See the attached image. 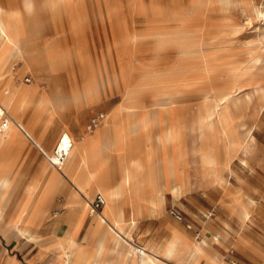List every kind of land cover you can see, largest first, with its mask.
Masks as SVG:
<instances>
[{
  "label": "rangeland",
  "instance_id": "rangeland-1",
  "mask_svg": "<svg viewBox=\"0 0 264 264\" xmlns=\"http://www.w3.org/2000/svg\"><path fill=\"white\" fill-rule=\"evenodd\" d=\"M51 1L32 0L30 13H25L22 0H0L9 9L5 16L13 34L12 24L20 21L19 12L29 14L33 25L28 29L39 33L35 37L38 42L28 46L31 55L12 61L11 83L25 88L22 84L36 81H101L116 88L114 99L126 96L148 104L172 101L181 116L182 156L177 141L173 151L177 171L180 165L185 169L186 188L173 195L170 206L192 220L195 229L169 215L168 204L159 218L137 220L130 228L133 241L152 248L166 239L173 224L193 241L205 239L206 251L217 255L223 264H231L226 256L230 248L238 264L258 262L251 253L254 248L260 254L264 251V0ZM0 14L2 18L3 11ZM21 26L26 30L24 23ZM22 61L27 70L22 69ZM5 68H0V78ZM36 71L45 75L38 76ZM27 74L29 82L24 80ZM7 88L5 102L24 113L28 105H16L18 97L11 86ZM28 93L37 97L34 91ZM226 93H231L226 100L233 103L228 108L230 129L239 139L248 140L253 150L248 157L240 148H229L231 161L221 169L218 182L208 164L217 163L206 159L213 157L209 152L214 148L218 160H224V138L217 133L201 138L198 117L209 106L220 108L223 102L216 96ZM0 105L7 108L2 101ZM38 107L45 113L42 105ZM127 108L131 113L137 110ZM50 121L45 119V125ZM57 139L44 146L48 153ZM248 199L253 201L248 216L242 218L237 206ZM211 210L214 215L207 216ZM48 211L44 223L52 220ZM170 243L176 259L181 251L183 259L189 256L191 247L179 245L173 238L160 247Z\"/></svg>",
  "mask_w": 264,
  "mask_h": 264
},
{
  "label": "crops",
  "instance_id": "crops-1",
  "mask_svg": "<svg viewBox=\"0 0 264 264\" xmlns=\"http://www.w3.org/2000/svg\"><path fill=\"white\" fill-rule=\"evenodd\" d=\"M3 6L7 12L9 9ZM12 26L19 38V48L14 56L9 58V62L5 61L8 58L6 55L0 63L2 68L7 62L0 78V91L3 88L5 95L9 93L7 86L18 90L19 83H11L12 61L14 58L21 59L25 55L29 57L31 53L28 51V46L38 42L35 37L39 34L33 29L23 30L20 22L13 23ZM22 69H26L23 61ZM37 75L44 76L45 73L39 72ZM22 85L36 92L38 97H48L53 116L45 125V113L41 108H35L33 105L27 106L24 113L8 110L5 107L0 110L1 117L7 112L19 124L11 122L5 129H0V174H8L16 187L3 212L4 220L0 222V264L130 262L123 258V253L126 241H133L130 229L133 226L117 225L112 222L103 210L107 198L97 186L100 185V189H110L116 181H120V203L125 205L126 214L133 213L137 220L157 219L164 214L166 206L174 202L170 191L172 176L167 156L163 160L166 166L154 168L153 165L158 155L165 153L169 155L171 145L159 144V152L147 158L146 151L153 146V143L146 141L144 136L146 133L153 136L157 128L152 123L149 128L137 130L140 123L139 114H133L127 108L139 110L155 103L148 104L138 98L126 96L125 99H114L116 88L101 81L93 84L82 80L70 83L36 81ZM231 104L233 103L226 100L221 106L225 112L228 130L237 146L250 157L252 145L248 140L242 139L245 140L242 141L236 137L230 129L228 108ZM97 111H102L105 115L96 129L87 132L86 124L91 115ZM18 115H21V120ZM168 115L163 114L162 128ZM22 122L31 123L33 134ZM212 123L211 132L221 135L220 125L215 119ZM63 130L71 135L72 145L67 159L62 164L63 167L57 168L46 159L40 148L47 152L44 146L49 147L57 136L58 142ZM209 155L213 156L214 161L218 160L214 148ZM43 157L50 165H47ZM103 158L104 161L100 163ZM214 165H210L213 178L220 182L221 169L226 167ZM92 172H95L94 176ZM150 174L153 178L152 182L148 181ZM179 178L186 182L185 169L181 165ZM176 180L179 181L178 178ZM27 184L38 188L35 197H29L28 194L23 196L22 188ZM19 187L21 189L18 191ZM157 191L163 195V199L161 201L157 198L159 207L151 210L149 198L156 197ZM98 192L105 197L101 210L85 211L83 203L87 201L90 204ZM252 201L248 199L246 204L237 206L242 218L248 216V206ZM50 205H53L51 209H49ZM53 210H56L55 214ZM47 211L50 214L48 219L52 218V220L44 223ZM99 213L104 216L101 222H99ZM169 227L171 231L166 239L161 243H154L152 248L151 245L148 246L150 250L160 247L168 239L173 238L179 245L187 244L194 249L191 259L194 264H223L221 262L224 261L219 260L217 255L206 251L205 239H198L200 243L194 244L193 240L176 225L172 224ZM66 236L74 237L67 240ZM253 253H251L253 259L258 262L242 263L264 264V251L260 254L254 248ZM162 258L174 260L176 264L180 262L172 255L160 256V260L165 262Z\"/></svg>",
  "mask_w": 264,
  "mask_h": 264
},
{
  "label": "bare ground",
  "instance_id": "bare-ground-1",
  "mask_svg": "<svg viewBox=\"0 0 264 264\" xmlns=\"http://www.w3.org/2000/svg\"><path fill=\"white\" fill-rule=\"evenodd\" d=\"M49 2L53 3L51 0H49ZM22 4L24 6L23 9H24L25 13H30V10L32 9V0H22ZM0 10L3 11V13H4V14H2L3 17L0 19V63H2V60L6 55H8V58L5 61L9 62V60H10L9 58H11V56H14V54L18 51L19 47H18V41H17L16 35H15V33L13 34V32L10 28L11 27L10 21L5 16V14L7 13L6 9L1 3H0ZM19 13H20V16H19L20 24H21V22L24 23L26 25V31L30 30V29H28L30 27L29 24L32 26L33 20L31 18H29V14H27V16H25V15L22 16L21 12H19ZM9 50H10V54H8ZM6 65H7V62H6V64H4V66H6ZM13 94L18 97L16 105H18V106L35 105L37 107L42 105L44 107L42 109L45 110V115H46L45 119L50 120V118H52L53 109L50 106V100L48 97H46V96H43V97L42 96H39V97L38 96L37 97L31 96L28 93V89L22 88L20 86H18L17 91L15 89H13ZM230 94L231 93H226V94L216 96V97L218 98L219 102H223V101L226 102V99L228 98V96ZM7 97H9V95L8 96H7V94L5 95L3 88H2L0 91V100L6 104V107L8 110H12L11 104L9 102H5V99ZM153 106L154 107H150V106L148 107L147 106L145 108H139V110L134 111L133 114H135V113L139 114L140 123H139L138 127L140 130H142V129L144 130L147 127L149 128V126L152 123L155 124V126L157 128L156 131L154 132L153 136L149 133H146L144 136L146 141H150L151 143H153V146L149 147L148 151H146V157L147 158H150L154 153L157 154L159 152V144H162V145L163 144H170L171 145V152L169 153V155H167L166 153L162 154L161 156L158 155V157H157L156 161L153 163V165H154V168L166 166V162H163V160L167 156L166 158H168V166H169L170 173L172 176L170 191L172 192L173 195H177L184 190L185 185H186V182L179 178L180 177V169H178V171H177L176 159H175L176 157H175V154L173 151V146L175 145V141H177V148L179 150H181L178 153V155L182 156V147H181L182 120H181V116L179 114L177 115V113L174 109V106L172 104V101H170L167 104L155 103V104H153ZM207 107L208 106H206V109H207ZM2 108H3V106L0 105V110ZM208 108H209L208 111H205L206 113H204V114L201 113L198 117V123H199L201 138H206V137H209L211 135V133H212L211 129L213 127L212 121H213V119H215L221 127V135L220 136L222 138H224V145L226 147L225 148L226 153H225L224 160L221 162L219 160L214 161L212 158L206 159V161H208V162L212 161V162L217 163V165H219V166L222 165V166L227 167L229 165V162L231 161V155L229 152V148L234 147L235 149H238L239 147L237 146L236 142L234 141V139L232 138V136L228 130V125L226 122L225 112L223 110V107L213 108V107L209 106ZM164 113L169 114L168 115L169 117H165L166 123H165V126L162 128L161 123L163 122V114ZM6 116L9 117L10 123L13 122L15 124V122H14L15 119L11 115H9L7 112H6ZM18 118H20V117H18ZM47 118H49V119H47ZM20 120H21V118H20ZM22 123L25 124L26 128L28 129V131L30 133L33 132L32 128H31V123L30 124H27L24 122H22ZM61 133L63 136L62 144H65V142L68 140L72 141L71 135L68 133V131L63 130ZM212 134L214 135V133H212ZM242 141H245V140H242ZM111 144H109V145L111 146ZM70 149H71V147H70ZM100 161H101L100 163H102L104 161V158ZM208 164L213 165L212 163H208ZM178 172H179V175H178ZM211 174H212V172H211ZM94 175H95V172H92V176H94ZM176 178H179L180 180L177 181ZM148 181L149 182L153 181L151 174L148 177ZM13 183L14 182L10 179L8 174H2V173L0 174V222L1 223L4 220L3 212H4L5 208L7 207L9 200H10L11 196L13 195L14 190L16 188ZM122 183H123V181H122ZM97 188L107 198L105 205L103 204L104 205L103 210H104L105 214L107 216H109V218L112 220V222L114 224H117V225L127 224L129 227L134 226L136 221H137V219L135 218V215L133 213L126 214L125 207H124L125 205L123 206V204L120 203V198H121V183H120V181H116L110 189H105V188L100 189L101 188L100 185H98ZM23 189H24V194H28L29 197H34V195L38 191V188H36L35 185H31V184L24 185ZM157 198H160L161 201L163 199V195L159 191L156 192V197L152 196L149 198V205L151 207V210H156L159 207V203L157 202ZM127 207H128V205H127ZM83 208H84V210H86L88 208L89 212L90 211L99 212V211H93L91 208V205L87 201H85L83 203ZM6 211H8V210H6ZM20 212L21 211H19V213ZM99 214H100L99 222H101L102 220H104V216L102 215V213H99ZM73 237L74 236H66V239L69 240L70 238H73ZM193 242H194V244L200 243L199 240H194ZM173 249H174L173 243L166 244L162 248L161 247H155L153 250H150L148 248V246H144V248H143L141 246H137L136 243L133 242L132 240H129V241H126V247H125V250L123 253V258L125 260H129L130 262H109L108 264H165L164 262H162L160 260V256L171 255ZM183 254H184V251H181L178 254V256H177L178 261L182 262L183 264H194V262H191V259L194 255V249L191 248L189 256L186 259H183ZM90 264H95V263L91 262ZM100 264H106V263L103 262Z\"/></svg>",
  "mask_w": 264,
  "mask_h": 264
},
{
  "label": "built area",
  "instance_id": "built-area-1",
  "mask_svg": "<svg viewBox=\"0 0 264 264\" xmlns=\"http://www.w3.org/2000/svg\"><path fill=\"white\" fill-rule=\"evenodd\" d=\"M24 80L29 82L31 80L30 75H28V74L25 75ZM104 115L105 114L102 111H97V112L93 113L91 115V117L89 118L87 124H86V131L92 132L94 129H96L100 125L101 120L103 119ZM14 122H15V124L19 125L15 120H14ZM9 123H10L9 117H7L6 115H3L1 117L0 129L1 130L5 129L9 125ZM62 141H63V136H61L59 138L55 148L52 151V153L45 152L42 148L39 147L41 152L46 157V159L51 164L56 166L57 168H61V165L67 159V156H68L69 151H70V147L72 145L71 140L66 141L65 144H62ZM104 203H105V197L101 193L98 192L95 194L94 198L91 200L90 205H91V208L93 211H99L102 208ZM167 212L175 220L182 222L185 225V227H187L189 229H195L194 222L192 220H190L189 218H187L175 206H169L167 208ZM55 213H56V210H53V214H55ZM214 213H215V211L211 210L208 212L207 216H212V215H214ZM195 234H196V236H199V231L195 230ZM226 256L231 263L237 264V258L235 257L234 249L230 248L228 250V253Z\"/></svg>",
  "mask_w": 264,
  "mask_h": 264
}]
</instances>
